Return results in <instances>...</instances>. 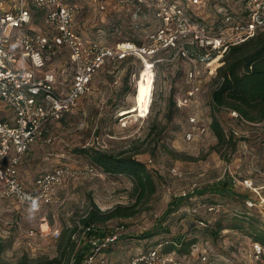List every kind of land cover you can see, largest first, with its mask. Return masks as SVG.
I'll use <instances>...</instances> for the list:
<instances>
[{"label":"rangeland","instance_id":"obj_1","mask_svg":"<svg viewBox=\"0 0 264 264\" xmlns=\"http://www.w3.org/2000/svg\"><path fill=\"white\" fill-rule=\"evenodd\" d=\"M64 1L75 6L76 32L105 44L131 40L147 46L153 43L152 33L163 25L156 15L157 0H147L141 11L115 3L103 9V0ZM251 7L250 0H220L198 8L190 5L188 13L215 30L224 12L236 20H246ZM34 13V25L46 32L43 13L37 8ZM260 14L264 16V7ZM175 52L158 50L145 54L144 58L132 54L123 60H108L95 73L91 89L80 99L77 109L44 127L19 166L25 184L33 186L40 174L66 163L81 169V173L61 185L54 200L39 212L31 211L14 198L0 197V241L8 243L0 252V264H17L24 257L32 264L40 258L55 257L59 238L51 232L71 228L92 201L102 210L136 201L130 176L83 172L91 161L77 149L85 147L114 154L133 152L147 163L157 183L156 192L139 205L135 215L104 224H124L128 229V234L115 244L123 254L110 256L114 245L103 254L106 263L112 257V264H128L140 251L160 243L164 250L171 240L180 239L184 241L183 248L176 254L184 264H264V247L258 253L255 250L258 242L246 230L230 226L212 233L223 215L232 217L246 211L264 219V129L214 108L212 90L216 82L211 73H204L201 78L204 92L196 102L183 108L173 105L174 99L185 95L188 85L185 75L188 65L175 57ZM228 52L214 61L213 68L223 60L225 64ZM146 66L153 78L152 95L148 109L142 110L139 95ZM47 67L58 72L59 87L70 86L74 69L68 50L53 55ZM191 115H197L200 123L208 126L215 116L227 130L236 128L239 131L236 148L219 145L211 127L187 140L188 130L197 131L189 122ZM10 116L11 111L0 102V118L10 120ZM173 167L182 174H173ZM223 181L234 194L200 193L207 185ZM193 183L198 184L195 192L179 199ZM175 197L178 199L175 207L166 214ZM214 204L220 205L217 211L209 210ZM200 220L206 225L200 224ZM235 221L231 218L224 223ZM204 254L206 259L202 258Z\"/></svg>","mask_w":264,"mask_h":264},{"label":"built area","instance_id":"obj_2","mask_svg":"<svg viewBox=\"0 0 264 264\" xmlns=\"http://www.w3.org/2000/svg\"><path fill=\"white\" fill-rule=\"evenodd\" d=\"M146 1L103 0L101 7L107 9L109 4L115 3L141 11ZM215 1L220 0H157L156 15L163 25L152 33L153 43L146 46L131 40L105 44L87 39L74 28L75 6L64 0H0V102L11 111L10 120L0 118V197L14 198L31 211L39 212L54 200L61 185L81 173V169L66 163L43 172L29 187L20 176L19 166L48 123L77 109L80 99L90 91L95 73L108 60H123L132 54L144 58L145 54L173 49L176 51L174 56L188 65L186 92L176 99V104L183 108L196 102L204 92L201 84L204 73L216 77L224 63L223 60L213 68L214 61L232 46L264 29V16L260 14L263 0H250L252 7L246 20H236L224 12L215 30L188 13L190 5L198 8ZM36 8L43 13L41 18L46 32L34 25ZM63 49L69 51L74 69L72 83L67 89L57 85L58 72L47 67L51 57ZM222 110L243 123L264 129V119L250 122L235 109L222 107ZM189 122L197 127V131L188 130L185 133L187 140L195 139L210 128V125L200 123L197 115H191ZM231 133L238 136L239 131L226 129L228 137ZM171 171L175 175L182 174L175 167ZM83 172L99 174L104 171L88 164ZM197 188L198 184L193 183L189 191H183L179 196L192 194ZM219 206L214 204L208 208L217 211ZM199 222L205 224L204 220ZM93 230L98 228L80 225L72 235L78 244L87 241L92 245V252L83 264H107L102 249L126 234L128 229L124 224L112 226L104 238L88 236ZM31 233H34L33 229ZM51 234L59 238L60 230L56 228ZM161 246L162 243L140 251L128 264H184L177 251L165 252ZM255 250L261 252V244L255 243ZM202 258L206 259V255Z\"/></svg>","mask_w":264,"mask_h":264},{"label":"trees","instance_id":"obj_3","mask_svg":"<svg viewBox=\"0 0 264 264\" xmlns=\"http://www.w3.org/2000/svg\"><path fill=\"white\" fill-rule=\"evenodd\" d=\"M136 43L139 44L140 42L137 41ZM215 82L216 86L212 90V104L215 109L222 110V107L235 109L250 122H259L264 119V29L259 30L250 39L230 48L225 57V64L218 69ZM172 98L170 100H173ZM173 105H176L175 99ZM237 120L241 121V119ZM210 127L217 136L219 145L236 148L238 137L234 133L228 137L226 128L217 117H213ZM77 150L84 154L92 165L100 168L106 174L124 173L130 176L134 183L136 201L130 205L117 204L106 210H102L97 203L92 201L89 208L74 221L71 228L60 233L58 254L53 258H40L35 262L33 261L32 264H83L84 259L92 252V245L87 241L78 244L73 239L72 235L78 226L94 225L98 230L89 232L88 236L94 235L104 238L112 230V226L104 224L113 219L135 215L139 211V205L148 200L157 190L156 179L149 170L147 163L138 159L135 153L120 152L114 154L94 147L78 148ZM205 192L222 193L228 196L234 194V191L228 188V183L225 181L215 185H207L200 191V193ZM181 198L184 196L179 197V199ZM176 201L178 199L175 197L170 202L166 214L172 212ZM228 216L223 215L217 220V227L215 230L212 229V233L217 234L230 226L231 228H239L246 230L254 240L264 247V219L261 216L250 215L246 211L232 217ZM231 218L236 221L230 223L231 225H225L224 220ZM127 234L128 232L104 247L101 251L102 254ZM142 236L145 237V235ZM7 244L5 241H0V252ZM183 244V240L173 239L163 251L182 250ZM17 264L29 263L24 257Z\"/></svg>","mask_w":264,"mask_h":264},{"label":"bare ground","instance_id":"obj_4","mask_svg":"<svg viewBox=\"0 0 264 264\" xmlns=\"http://www.w3.org/2000/svg\"><path fill=\"white\" fill-rule=\"evenodd\" d=\"M144 64V63H143ZM145 81L144 86L141 90V93L139 95L140 105L142 107V110H147L151 101V95H152V83L153 78L150 74V68L146 66L145 68Z\"/></svg>","mask_w":264,"mask_h":264},{"label":"crops","instance_id":"obj_5","mask_svg":"<svg viewBox=\"0 0 264 264\" xmlns=\"http://www.w3.org/2000/svg\"><path fill=\"white\" fill-rule=\"evenodd\" d=\"M118 250V252H116ZM123 252V250L122 249H120V246H116V248H114L111 252H110V256L112 255V253H113V255H115L116 253H122ZM123 254V253H122ZM113 258L112 257H110V258H108L107 259V264H112V262H113Z\"/></svg>","mask_w":264,"mask_h":264}]
</instances>
